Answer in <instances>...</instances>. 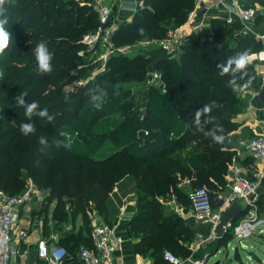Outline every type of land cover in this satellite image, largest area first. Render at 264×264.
Returning a JSON list of instances; mask_svg holds the SVG:
<instances>
[{
    "label": "trees",
    "instance_id": "16d2710c",
    "mask_svg": "<svg viewBox=\"0 0 264 264\" xmlns=\"http://www.w3.org/2000/svg\"><path fill=\"white\" fill-rule=\"evenodd\" d=\"M82 1L12 0L5 5L12 42L0 56L4 72L0 79V190L19 195L28 182L33 183L47 197L43 213L55 201L54 225L48 226L47 218L45 230L60 232V245L74 256L82 246L93 248L89 212L96 211L112 227L122 199L135 194L136 212L127 229L136 240L134 250L155 264H167L165 252L186 256L183 242L192 240L193 234L181 218L166 212L160 199L176 196L189 203L187 191L180 187L185 183L191 189L225 192L230 168L240 161L233 133L244 103L228 86L230 77L220 76L217 66L244 50L258 52L262 46L253 38L235 40L234 28L213 20L212 40L193 33L179 59H169L162 49L142 47L141 41L163 39L169 27H181L194 0H144L152 10H139L132 21L118 23L113 37L117 46L138 45V51L112 56L107 71L91 77L94 57L80 54L85 49L81 40L97 31L100 19L97 7L88 5L93 0ZM114 21L113 14L109 24ZM41 40L53 56V71L42 75L36 71L33 54ZM153 71L162 73L165 94L147 83ZM247 71L252 77L250 65ZM78 81L84 84L77 85ZM98 85L108 90L99 110L89 101V90ZM117 86L119 94L113 95ZM21 91L28 93L26 101L38 102L40 109L47 108L55 117L48 122L34 116L35 135L20 132V124L29 122L15 101ZM212 101L217 106L201 116L197 128L196 111ZM142 131L145 134L140 137ZM41 136L49 142L43 150L38 143ZM216 136L223 139L218 141ZM53 139L63 140L70 148H57ZM115 188L118 193H113ZM231 239L226 233L218 251Z\"/></svg>",
    "mask_w": 264,
    "mask_h": 264
},
{
    "label": "built area",
    "instance_id": "2783aa9c",
    "mask_svg": "<svg viewBox=\"0 0 264 264\" xmlns=\"http://www.w3.org/2000/svg\"><path fill=\"white\" fill-rule=\"evenodd\" d=\"M115 0H93L99 11L100 26L96 32H90L83 36L81 43L85 49L80 53L92 54L96 58L98 71L96 74L107 71L109 59L114 55L131 56L139 49L135 46H117L113 40L117 28L116 21L109 24L113 18V2ZM143 6V3L140 4ZM226 6L233 12L236 18L227 19V23H233L236 19L244 25H248L254 18V9L241 5L240 0H194V8L189 13L187 21L175 31L163 39L147 41L144 44H152L153 48L162 49L169 59H179L182 54L186 40L195 32L192 21L195 14L207 16L214 9ZM192 26L194 29L192 30ZM141 44V45H142ZM100 48V51H99ZM264 59V55H263ZM148 84L161 89L166 93V84L162 73L158 71L149 72ZM83 81H78L77 85H83ZM251 84L247 94L252 100L259 98V91H255ZM262 87H264V73L262 75ZM248 153L256 160L264 161V133H256L246 143H244ZM231 192L220 198L221 205L216 206L212 199V192L206 187L190 189L188 200L195 220L199 223H210L215 228L222 219V213L231 206L232 203H243L244 213L232 224H229L227 232L232 235V239L245 247V241L252 239L257 228L262 224L259 220L257 206V194L260 188L259 181L251 179L243 174L240 167L233 165L229 174ZM31 187L19 195H11L0 190V264H11L12 261L24 253L19 244L15 243V236L20 241H24L29 236L31 221L27 219L25 226H21L25 211L30 206L42 205L45 203L46 195L33 183ZM90 226L92 229L91 238L93 248L80 247L78 255L83 264H114V255L123 246V240L119 237L113 227L101 219L96 211L89 212ZM38 258L46 264H63L68 255L67 250L57 243L49 245L47 240L42 239L37 245ZM164 259L167 264H184V261L171 251H166ZM191 264H204L203 261L195 262L188 258ZM148 264H152L151 262Z\"/></svg>",
    "mask_w": 264,
    "mask_h": 264
},
{
    "label": "crops",
    "instance_id": "0c3cea01",
    "mask_svg": "<svg viewBox=\"0 0 264 264\" xmlns=\"http://www.w3.org/2000/svg\"><path fill=\"white\" fill-rule=\"evenodd\" d=\"M143 3L141 7L140 4ZM241 5L246 8L254 9V18L248 24L244 25L240 20L236 19L233 23H227V19L233 16V12L226 6L214 9L209 15L201 16L199 13L195 14L192 24L196 29L195 31H204V38L212 40L214 33L211 31L210 22L213 20L224 21L226 24L234 28L233 37L235 40H242L244 38H253L255 41L261 44L262 49L258 52L251 53L252 60L249 64L252 69V85L255 91H259L258 100H252L251 96L247 94V90L243 92L236 91L239 99L244 103V110L236 118L239 124L238 129L233 133L236 136V149L240 155V161L234 163L241 168L244 175L251 179L259 181L260 188L257 194V206L259 217L264 221V161L256 160L251 157L244 143H246L256 133H264V87H262V75L264 73V0H240ZM142 9L152 10L151 7L146 6L144 0H115L113 2V14L116 23L122 21H132L137 11ZM192 26V30L194 27ZM198 31V32H199ZM230 174V171H229ZM184 184V183H183ZM182 190H186L187 194L191 187L189 183H185L184 186H180ZM227 190L225 192L212 193L216 206L221 205L220 198L224 195H228L231 192L229 175L227 176ZM113 193H118L115 188ZM47 198V197H46ZM162 206L167 210V213L174 214L182 219L183 224L192 232L193 239L187 242H183L188 249L186 256H179L184 261V264H191L187 262L190 257L195 262L203 261L204 264H208L210 259L216 258L222 250L227 251L228 244L222 247L219 251L220 239L216 236V232L210 223H199L195 220L192 214V209L189 203L179 200L176 196L172 199H160ZM241 206L243 203H239ZM55 201L50 206V212L43 214V217L34 216L29 217L30 208L25 211L22 218L21 226H25L27 219L31 221L29 236L26 240L20 241L15 236V243L19 244L23 255L14 259L11 264H46L40 260L37 255V245L42 239L47 240L49 245L57 243V236L60 242V233L52 230L46 232L45 224L48 218V226L54 225L52 221V211L55 207ZM137 200L135 194H129L122 199V205L119 208V214L116 217L114 225L112 226L115 233L123 240V246L114 255V264H155L152 258L146 257L142 254H137L134 250L135 241L132 237L128 236V223L136 212ZM37 206V205H36ZM40 211L42 205H40ZM35 207V206H34ZM243 207V206H242ZM169 210V211H168ZM261 228V229H260ZM264 228V222L257 228L262 230ZM263 231H260V234ZM60 244V243H59ZM228 252V251H227ZM256 254V258L252 259L255 262L264 260ZM239 255V257H237ZM237 264H247L240 260V254L236 252L235 255ZM250 258L248 257V260ZM251 260V259H250ZM231 264L224 260H219L214 264ZM63 264H83L79 258V255L74 256L68 254Z\"/></svg>",
    "mask_w": 264,
    "mask_h": 264
},
{
    "label": "clouds",
    "instance_id": "9594fccd",
    "mask_svg": "<svg viewBox=\"0 0 264 264\" xmlns=\"http://www.w3.org/2000/svg\"><path fill=\"white\" fill-rule=\"evenodd\" d=\"M11 2L12 0H0V56H3L5 54L6 50L9 49L12 42V33H10L6 28L9 19L6 15L7 9L5 8L6 3ZM138 31L141 35H143V28L138 29ZM33 54L35 56L36 71L38 74H49L53 71V56L51 51L49 50L46 41L41 40L40 42H38ZM252 55L253 54L250 53V50H244L235 54L234 56L228 57L226 61L220 63L217 66L220 70V76L223 77L227 75L230 77L227 83L233 91L243 92L244 90L248 89L249 86L252 84L253 78L249 76V73L247 71L248 66L252 60ZM3 77L4 72L0 71V79H2ZM241 81H244V83L241 84ZM112 94H119L118 86L113 88ZM27 95V92L21 91V93L15 97L17 106L24 108V115L29 121L28 123L20 124V132L24 136L35 135L36 127L35 124L31 122L34 116L46 118L48 122H52L55 119L54 115L49 114L47 108L40 109L38 102L32 101L31 103H29L28 101H26L25 97ZM107 96L108 90L103 86L98 85L95 88L89 90V101L94 109H101L107 99ZM65 99H67V97H65ZM216 106V102L212 101L210 104L205 105L202 109L196 111V119L194 123L197 128L201 127V116L211 113L213 107ZM61 135L66 136L67 134L61 133ZM214 138L218 141L223 139L222 136H216ZM38 143L43 146L41 150L49 147L47 137H39ZM52 145H55L57 148H70V144L65 143L63 140L60 139H53Z\"/></svg>",
    "mask_w": 264,
    "mask_h": 264
},
{
    "label": "rangeland",
    "instance_id": "374dc122",
    "mask_svg": "<svg viewBox=\"0 0 264 264\" xmlns=\"http://www.w3.org/2000/svg\"><path fill=\"white\" fill-rule=\"evenodd\" d=\"M59 1H62V0H59ZM75 1H77V2H81L82 4H84V1H82V0H75ZM88 5L89 6H91V5H94V3H93V1L92 2H88ZM118 26V25H117ZM175 29L176 28H170L169 27V29H168V33H167V36H170L174 31H175ZM199 31V30H198ZM195 31L194 33L196 34V35H200V34H202L203 36L205 35L204 34V31ZM166 36V37H167ZM147 41H151V40H143V41H141V43H145V42H147ZM138 43H140V42H138ZM142 47H147V48H149V49H153V45L152 44H149V45H147V44H142ZM136 50H138V48H136ZM83 50H81L80 51V53L82 52ZM83 53V52H82ZM84 55V54H83ZM82 55V56H83ZM92 65H94L95 67L92 69V71H91V77H93V76H95L94 74H96L97 73V71H98V64L96 63V58H94V60H93V64ZM147 83H149L148 82V80H147ZM142 87L141 86H138V89L140 90ZM32 185H31V183L30 182H28L27 183V185H26V189H25V191L26 190H28L30 187H31ZM47 203V202H46ZM46 205V204H45ZM44 206V205H43ZM40 205H37V206H35V207H33V206H30V214H29V216L27 217V218H29V217H34V216H40V217H43V214H45V213H43V212H40ZM167 211V210H166ZM169 211V210H168ZM48 212H50V209H49V211ZM259 220L260 221H262V223L264 222L263 221V219H261L260 217H259ZM261 229V228H260ZM260 229H258V230H256V234L253 236V238L252 239H247L244 243H245V247H242L239 243H238V241H236L235 239H231L229 242H228V247H227V251L226 250H222V252H220L218 255H217V257L216 258H212V259H210V261H209V263L208 264H214L216 261H217V259H218V261L219 260H225L226 259V261L227 262H229V263H231V264H237L236 263V259H235V255H236V252H238L239 254H240V260L241 259H243V261L244 262H246L247 264H250V262H252V259L253 258H256V254L255 253H257V255L258 256H260L263 260H264V228H262V230H260ZM260 231H263L261 234H260ZM57 232V231H56ZM60 233V232H59ZM64 247V246H63ZM65 248V247H64ZM237 257H239V255H237ZM248 257L251 259H249L248 260ZM260 263H262V261L261 260H259V262H255V261H253V263L252 264H260ZM263 264V263H262Z\"/></svg>",
    "mask_w": 264,
    "mask_h": 264
},
{
    "label": "water",
    "instance_id": "95a60500",
    "mask_svg": "<svg viewBox=\"0 0 264 264\" xmlns=\"http://www.w3.org/2000/svg\"><path fill=\"white\" fill-rule=\"evenodd\" d=\"M144 134L145 132L142 131L139 133V136L143 137ZM244 211L245 209L238 202L232 203L230 207L225 209L222 213V219L220 223L215 228L216 236L219 239H222L226 235V233H228L227 228L229 224L234 223L239 218V216L244 213Z\"/></svg>",
    "mask_w": 264,
    "mask_h": 264
}]
</instances>
